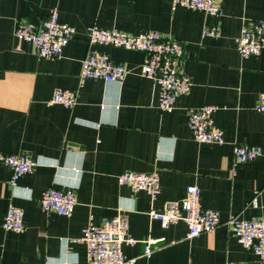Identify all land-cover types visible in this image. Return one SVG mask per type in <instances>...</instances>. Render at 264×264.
<instances>
[{
  "label": "crops",
  "instance_id": "0c3cea01",
  "mask_svg": "<svg viewBox=\"0 0 264 264\" xmlns=\"http://www.w3.org/2000/svg\"><path fill=\"white\" fill-rule=\"evenodd\" d=\"M173 0H0V150L28 153L36 165L10 184L13 171L0 163V264H88L81 241L90 223L126 213L136 243L123 245L135 264H264L246 250L227 225L229 216L264 219V112L257 109L264 91V50L240 54L237 38L244 26L264 20V0H221L223 14L178 6ZM57 8L75 37L61 56L42 57L16 34L26 20L40 24ZM205 24L217 36L203 35ZM97 25L130 34L157 30L180 40L182 69L192 78L173 110L159 107L160 84L140 71L139 50L94 44L88 28ZM89 50L107 52L129 67L125 80L80 82ZM56 90H74V106L51 104ZM213 105L223 143L196 140L190 110ZM236 144L256 145L262 154L236 163ZM160 173L161 192L120 184L126 171ZM201 189L200 204L220 212L212 232L187 238L184 220L167 227L150 216L167 202L182 199L187 187ZM76 193L70 216L42 208L47 189ZM256 199V202L254 201ZM24 211V230L3 227L8 208ZM155 239L153 253L145 244Z\"/></svg>",
  "mask_w": 264,
  "mask_h": 264
},
{
  "label": "built area",
  "instance_id": "2783aa9c",
  "mask_svg": "<svg viewBox=\"0 0 264 264\" xmlns=\"http://www.w3.org/2000/svg\"><path fill=\"white\" fill-rule=\"evenodd\" d=\"M221 0H173L172 8L185 6L199 9L210 15L221 16ZM76 28L63 22L57 8L52 9L40 24L20 20L17 24L18 37L32 43L42 57L55 58L63 54L65 47L76 35ZM90 45L99 44L139 50L144 53L140 71L143 76L152 78L160 84L159 107L162 111L173 110L177 98L188 92L193 81L183 71L182 62L185 48L180 40L165 36L157 30H148L130 34L118 29H106L97 25L88 28ZM203 35L217 36L216 25L205 24ZM240 54L251 57L264 50V20H259L242 28L237 38ZM129 67L124 63L114 62L107 52L89 50L82 60L80 82L88 79H103L106 82L122 83ZM77 101L74 90H56L49 100L51 104L72 107ZM257 109L264 112V91L260 93ZM215 106L207 105L193 108L189 114V127L196 140L207 143H223V129L215 123L213 113ZM262 148L256 145L236 144L233 148L236 163L256 159L262 154ZM0 163L9 166L12 171L10 184H17V179L33 172L36 161L28 153L12 154L0 150ZM120 184H128L135 191L146 190L151 199H157L161 192L160 173L126 171L119 176ZM201 189L197 185L187 187L186 195L175 201H169L164 210H150V216L162 226L184 220L187 225V238L199 237L212 232L221 223L220 212L213 208H203L200 204ZM256 202V199L254 200ZM77 196L71 189L51 187L44 193L41 205L46 211H55L70 216L76 206ZM227 225L242 246L257 254L264 260V219H242L236 215L229 216ZM6 230L20 232L24 230V211L11 205L4 217ZM130 219L126 213L107 218L102 223H90L83 229L81 241L87 246L88 264H135L137 257L128 256L123 251L124 244H135L136 238L130 234ZM155 239L147 240L145 255L153 253Z\"/></svg>",
  "mask_w": 264,
  "mask_h": 264
}]
</instances>
